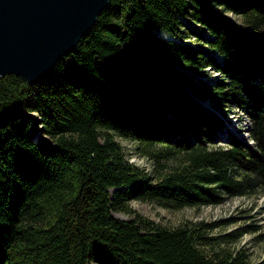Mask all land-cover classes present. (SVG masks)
Here are the masks:
<instances>
[{
  "label": "trees",
  "instance_id": "trees-1",
  "mask_svg": "<svg viewBox=\"0 0 264 264\" xmlns=\"http://www.w3.org/2000/svg\"><path fill=\"white\" fill-rule=\"evenodd\" d=\"M233 106L249 136L228 130L221 145ZM261 192L264 0H111L47 77L0 78V264H252L222 245L245 228L114 212Z\"/></svg>",
  "mask_w": 264,
  "mask_h": 264
},
{
  "label": "water",
  "instance_id": "water-1",
  "mask_svg": "<svg viewBox=\"0 0 264 264\" xmlns=\"http://www.w3.org/2000/svg\"><path fill=\"white\" fill-rule=\"evenodd\" d=\"M110 2L0 0V78L15 74L34 84L47 77Z\"/></svg>",
  "mask_w": 264,
  "mask_h": 264
},
{
  "label": "rangeland",
  "instance_id": "rangeland-1",
  "mask_svg": "<svg viewBox=\"0 0 264 264\" xmlns=\"http://www.w3.org/2000/svg\"><path fill=\"white\" fill-rule=\"evenodd\" d=\"M230 15L237 21L241 22V19L238 16L233 15L232 13ZM211 74L213 79L221 77L220 73H217L214 70H211ZM205 103L209 104V101L206 100ZM217 112L220 113V110H217ZM224 121L226 127L218 132L219 138L217 141L219 144H226L228 130L237 133L239 136L248 138L247 128H249L250 122L249 116L245 111L237 106H233L227 114H224ZM117 139L125 146L130 162L141 165L145 168H150L149 161L147 162L142 159L136 152L135 142L122 139L121 137H117ZM250 143L253 142L250 141ZM130 206L133 209L134 214L128 215L123 212H114V215L117 218L129 220L134 218L136 213L154 220L159 224L172 228L179 226L184 221L190 220L195 222L201 220L208 222L221 220V225L210 231V235L215 236L236 232L245 228L247 229V232H245L239 240L226 242L222 245L226 248L237 250L244 247L249 254L250 262L252 264H264V192L251 197L240 196L230 198L224 203L215 206H186L181 209H171L160 206L154 202L142 200H133L130 202Z\"/></svg>",
  "mask_w": 264,
  "mask_h": 264
}]
</instances>
